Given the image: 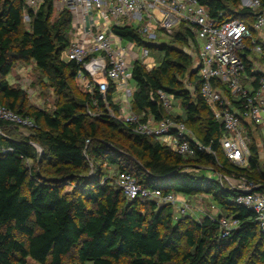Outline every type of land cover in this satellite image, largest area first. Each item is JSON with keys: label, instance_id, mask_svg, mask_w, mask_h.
Returning <instances> with one entry per match:
<instances>
[{"label": "trees", "instance_id": "trees-1", "mask_svg": "<svg viewBox=\"0 0 264 264\" xmlns=\"http://www.w3.org/2000/svg\"><path fill=\"white\" fill-rule=\"evenodd\" d=\"M195 1L220 23L248 19L239 0ZM25 10L23 0H0V106L36 126L31 137H19L17 128L0 121V264H264V233L254 213L237 205L238 191L218 180V175L243 177L264 192V156L256 144L249 146L246 168L224 156L223 128L199 96L195 59L181 49L194 44L189 30L181 26L167 43L152 44L133 26L111 28L121 40L161 55L150 71L132 64V111L143 115L142 122L153 117L183 123L192 132L191 146L214 153L182 158L110 117L106 105L115 115L119 110L111 87L104 98L96 91L73 95L71 83L82 67L63 57L71 15L63 11L52 19L53 4L46 1L36 12L27 11L24 30ZM16 62H33L62 95L52 114L25 111V92L6 79ZM157 91L171 94L180 112L167 115ZM96 108L100 114L90 119L86 113ZM34 145L42 150L40 160ZM103 165L163 196L204 198L217 217L238 220V228L224 235L211 216L195 220L169 204L129 202L102 174Z\"/></svg>", "mask_w": 264, "mask_h": 264}, {"label": "built area", "instance_id": "built-area-1", "mask_svg": "<svg viewBox=\"0 0 264 264\" xmlns=\"http://www.w3.org/2000/svg\"><path fill=\"white\" fill-rule=\"evenodd\" d=\"M46 1L53 4V17L66 11L71 15L73 40L65 51V58L81 65L75 80L84 86L85 93L95 91L105 97L112 88V97L121 102L118 115L106 105L110 117L132 126L137 135L151 137L177 156L192 158L197 152L213 154L210 148L194 141L192 132L181 122L171 118L159 121L142 116L131 109L132 64L145 60L150 52L111 33L113 26H133L141 38L158 40V35L171 37L181 26L194 38L191 55L198 68L199 96L223 128L219 145L227 160L240 168L248 166L249 146L256 144L264 156V7L259 0H239L248 19L220 23L211 18L206 8L195 0H23L25 12H36ZM252 16L250 17V16ZM128 20L131 24L121 23ZM252 20V21H251ZM140 49L139 54L135 49ZM146 69V68H145ZM186 88L194 93L195 86ZM156 97L167 115L175 114L174 97L157 91ZM113 98V103L117 102ZM0 121L18 129L32 131L34 122L12 110L0 106ZM255 142V143H254ZM220 182L239 193L236 204L253 212L259 229L264 233V192L259 186L241 177L236 181L218 175ZM116 187L129 202L140 200L169 204L177 213L187 214L191 208L188 199L172 194L163 196L156 189H145L127 173H117ZM210 217L218 223L224 235L238 228L234 218Z\"/></svg>", "mask_w": 264, "mask_h": 264}, {"label": "rangeland", "instance_id": "rangeland-1", "mask_svg": "<svg viewBox=\"0 0 264 264\" xmlns=\"http://www.w3.org/2000/svg\"><path fill=\"white\" fill-rule=\"evenodd\" d=\"M55 17H52L54 19ZM53 21V20H52ZM121 23L123 24H131L128 20H123ZM23 29L28 30L29 29V18L27 17L26 12L24 11L23 15ZM158 40L156 39L155 43L153 44H159V43H167L169 41L168 38L162 37L158 35ZM70 42L73 40V37H69ZM144 40L147 42V40H150L153 42L152 39L144 38ZM175 47L181 48L178 45ZM192 47V46H191ZM184 50V52L188 53L190 56L193 55L196 51L192 48H181ZM140 49L136 48L135 52L139 54ZM65 58V54L63 55ZM161 55L155 52H151L149 57L145 60V68L147 71H150L151 69L158 66V63L160 62ZM160 58V59H159ZM66 59V58H65ZM7 82L8 84L17 89H21L26 94V103H25V111L28 113H32L35 110L43 111L47 114H52L59 103L62 101V95L57 94L56 90L51 87L47 79L36 69L33 62H16L13 65V68L10 72V74L7 76ZM71 88L73 95H75L78 98H81V95L85 93L84 86L81 85V83L78 80H75L71 83ZM132 92H134V85L131 83ZM113 98L117 101L119 100L118 96H113ZM116 104H119L121 106V102L117 101ZM173 109L175 112H179V104L174 102ZM100 114V109L96 108L92 111H88L86 115L90 117V119L96 118ZM91 121L88 120L87 123H90ZM105 126V125H104ZM102 130H104V127H101ZM19 133L22 134V136L19 137H31L32 133L31 131H24ZM18 136V135H17ZM102 174H106V178L113 181L115 184L116 175L117 173L114 171L112 167L109 165H103L101 168ZM66 189V188H65ZM67 190H70L67 188ZM190 203V209L188 215L192 216L195 220H200L202 215H208L212 216L214 212L211 211L208 201L206 199H202L200 197L189 200ZM176 210L175 206H172V211ZM247 253H245L246 256ZM247 257H244L242 262ZM33 264V263H29ZM68 264V261H67Z\"/></svg>", "mask_w": 264, "mask_h": 264}, {"label": "water", "instance_id": "water-1", "mask_svg": "<svg viewBox=\"0 0 264 264\" xmlns=\"http://www.w3.org/2000/svg\"><path fill=\"white\" fill-rule=\"evenodd\" d=\"M195 72H196V69L194 70L193 73H195ZM34 147L37 149V152L39 153V160H40L41 159V155H42V150L36 145H34Z\"/></svg>", "mask_w": 264, "mask_h": 264}, {"label": "crops", "instance_id": "crops-1", "mask_svg": "<svg viewBox=\"0 0 264 264\" xmlns=\"http://www.w3.org/2000/svg\"><path fill=\"white\" fill-rule=\"evenodd\" d=\"M117 105V104H116ZM118 106V105H117ZM119 107V106H118Z\"/></svg>", "mask_w": 264, "mask_h": 264}]
</instances>
